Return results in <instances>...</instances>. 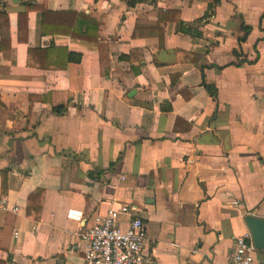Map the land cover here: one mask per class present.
Here are the masks:
<instances>
[{"label": "crops", "instance_id": "crops-1", "mask_svg": "<svg viewBox=\"0 0 264 264\" xmlns=\"http://www.w3.org/2000/svg\"><path fill=\"white\" fill-rule=\"evenodd\" d=\"M131 1L0 0L6 264H86L79 232L119 204L132 209L118 218L122 230L142 220L151 264H227L249 233L245 216L264 219V0H218L212 10L214 0ZM25 4L78 13L97 26L98 44L41 35L39 12L19 22ZM179 21L199 23V36ZM30 49L31 63L53 69L30 66ZM55 50L82 59L61 69ZM39 189L35 221L27 200Z\"/></svg>", "mask_w": 264, "mask_h": 264}, {"label": "built area", "instance_id": "built-area-1", "mask_svg": "<svg viewBox=\"0 0 264 264\" xmlns=\"http://www.w3.org/2000/svg\"><path fill=\"white\" fill-rule=\"evenodd\" d=\"M228 205L237 208L239 203L230 200ZM13 212H17L15 208ZM120 215L131 217L132 209L125 205L108 209L87 219L78 237L84 244L83 260L86 264H151L143 253L146 230L142 220L132 217L125 229L118 226ZM17 237V232L13 234ZM256 250L250 234L235 238L227 264H257Z\"/></svg>", "mask_w": 264, "mask_h": 264}, {"label": "trees", "instance_id": "trees-1", "mask_svg": "<svg viewBox=\"0 0 264 264\" xmlns=\"http://www.w3.org/2000/svg\"><path fill=\"white\" fill-rule=\"evenodd\" d=\"M109 1V0H105ZM137 1L141 0H132L129 2V5H134ZM218 4V0H214V3L212 6H210V9L212 10L215 5ZM30 12H39L41 14V35L43 36H65L69 37L71 39L75 40H81V41H88V42H93L98 44V33H97V26L94 25L93 23L87 21L84 17L79 15L78 13L75 12H52L48 11L45 6H34L31 4H25L24 5V12L18 15V20H24L26 23L27 21V16ZM161 13V12H160ZM199 25L197 24H185L181 21L178 22L177 24V30H179L181 33L185 34H190L191 36H199V33H192V29L196 26ZM8 26V16L5 12H0V33H1V43L4 42V35H5V29ZM244 36L238 40V43L241 44L245 42L246 37L250 31V28L246 26H242ZM136 36V35H134ZM194 36V37H196ZM159 39H162L161 36H159ZM99 53H100V64L102 67V62H103V57H102V52H101V47L99 45ZM53 51L54 49L51 47L47 50H41L42 56L45 58H48L49 56H53ZM37 52L36 49H30L28 53V64L32 67H39L40 69H53L52 67L46 66L42 68L40 64H33L31 63L30 59L34 56V54ZM55 52L61 53V57L63 58V67L61 69H64L68 63H75L78 64L80 63L82 59V55L79 53H73L69 52L67 50H55ZM237 57H239L238 52H234ZM104 75V71L102 72ZM205 85V84H204ZM206 88L212 93L215 94L214 88L210 86H206ZM40 100L41 102L47 101V99L43 97H30L29 101L32 103L33 101ZM53 111L57 114H63L66 111L65 106H53ZM8 171L1 172V176L3 178V183L6 179ZM5 191H3L4 193ZM43 197V191L42 190H36L33 192L27 200V211H26V216L27 218H31L35 221L38 220L39 217V209L41 205ZM29 207H31V210H29ZM37 208V210H36ZM32 209L35 210V217L32 218ZM31 211V212H30ZM2 240V231H0V244ZM1 248V245H0ZM0 264H6L5 261L0 260Z\"/></svg>", "mask_w": 264, "mask_h": 264}, {"label": "water", "instance_id": "water-1", "mask_svg": "<svg viewBox=\"0 0 264 264\" xmlns=\"http://www.w3.org/2000/svg\"><path fill=\"white\" fill-rule=\"evenodd\" d=\"M244 222L255 250L264 253V219L248 215L245 216Z\"/></svg>", "mask_w": 264, "mask_h": 264}]
</instances>
